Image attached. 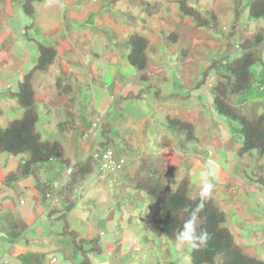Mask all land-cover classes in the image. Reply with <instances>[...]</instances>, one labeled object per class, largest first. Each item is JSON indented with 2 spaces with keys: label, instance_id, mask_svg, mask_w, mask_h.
Segmentation results:
<instances>
[{
  "label": "crops",
  "instance_id": "obj_1",
  "mask_svg": "<svg viewBox=\"0 0 264 264\" xmlns=\"http://www.w3.org/2000/svg\"><path fill=\"white\" fill-rule=\"evenodd\" d=\"M24 1L25 0H0V128H2L4 124L7 125L11 123L13 121V116H16L18 112L20 118L23 115V110L21 109L20 111L18 108L17 110L11 107L10 100L6 99L3 95L5 92L11 94L12 90L15 91L18 81L21 80L24 74L28 72L27 70H30L36 63L38 56L35 55L34 51L36 48L34 43L35 40L56 47V60H58V65L62 66L63 72L69 74L71 78L79 80L81 85L88 83L86 80L87 78H89L92 83L102 84L105 79L104 74L106 72L111 74L112 84L116 85L117 88L116 95L113 98L129 92H136L142 88L130 89L134 81L132 79L136 77L141 79L143 75L142 73H137L135 70H132L131 66L124 59L127 50L123 45V41L128 39L131 35L138 34L149 41L147 49V56L149 58L147 71L149 73L155 75L164 74L172 67L171 65L160 66L157 63L153 65V62H151L153 60L152 57L156 56L157 58H161L162 53L158 51L152 53L151 48L154 49V45L162 38L168 41V38H170L172 34H177L174 32L175 29L173 27L174 23L179 22L176 16V14L179 13L176 3L177 0H43V2L35 4V25L32 28L34 32L31 37H29L30 35L28 34L26 36L24 35V29L26 28L25 24H29L27 20L28 17L23 12ZM194 1L196 3H194ZM218 1L219 0H188V4L199 11H212L215 9V6L218 5L217 8L221 11L220 14H226L228 17V20L223 23L222 27L228 29L233 19V14L229 11L230 2L226 0L223 6L220 7V5L217 4ZM143 2L153 6V9H146ZM170 23L172 24L170 25ZM177 35L179 36L178 40L173 43L180 41L181 36L180 34ZM108 36H110V38ZM31 42H33V44H31ZM173 43L167 42V45H163V51L166 50L168 55H171L169 44ZM100 44L104 46L105 53L100 55L102 57L94 58L92 52L95 50L94 48H97ZM204 45L202 44L201 46ZM173 46L175 49V45ZM192 46L194 49L196 48L194 43ZM83 55L85 59H82V62L86 66L85 68H78L75 67V65H71L72 62H76L77 60L80 61ZM183 55H185L184 60L186 64L197 62L195 58L192 59L193 57L188 56L187 52L184 51ZM159 60L160 59H158V61ZM204 60H206V56ZM199 65L201 67L199 66L198 71L201 75L207 66L202 61L199 62ZM194 66L193 68L198 67L197 65ZM98 75H100V77H98ZM166 76L169 77L168 74H166ZM215 83L216 81L210 82L211 86ZM175 85L176 84L173 83V86ZM182 85L183 84H180L179 86ZM8 86H10V88H8ZM89 88L90 87H88V89ZM185 88L188 87L183 85L182 90L172 92L169 86L163 85L161 89L162 93L167 95L170 93H180L184 91ZM190 88L192 89L193 87L190 86ZM45 89L46 85L40 81L37 85V92L38 90L44 92ZM202 89L201 98L207 100L209 96L207 92L204 91L208 90L210 93L211 87L205 86ZM72 91L73 89L66 94H71ZM198 91L201 92L200 90ZM195 92L196 91H193V94H195ZM199 92H196V95ZM185 94L189 93H184L183 95ZM144 100L145 102H143ZM192 100L193 98L191 97L186 101L173 100L168 103H162L156 101L151 95H146L142 100L126 102L124 104L125 112L114 121L119 138L121 137L122 139L123 148L118 147L114 150L118 152V154H124L127 157V169L133 164V166H135L140 159L142 160L144 155H149V159H146L149 162L160 161L164 170L178 168L179 166L184 169V162L188 163L191 159L193 165L190 164V174L192 177L190 191L191 187L193 189H200L201 182L207 180L215 185L210 196L215 199L218 207L225 214L231 210L248 212V210L252 209L250 206L242 205L232 198V195L239 194V190L237 191L236 186L234 188L232 185L235 180L231 170L232 167L228 166V164L233 165L229 162L232 160V154H228L225 149L224 157L221 162L210 161L209 155H207V160L205 161L198 160L194 158L195 155L203 158L199 151L196 150L191 154L188 153L184 155L180 153L177 140L172 133L163 132V129H154V127L148 126L153 120L166 123L170 119L178 118L179 120L193 123L196 132V124L200 126L201 121H203L202 118L208 119V116L201 118L200 103L193 104ZM14 102L16 101L14 100ZM65 102L67 103V101ZM15 107H17V102ZM10 112H12L11 115L13 116L6 121L5 119L7 116L5 114L9 117L11 116ZM4 116H6L5 119ZM105 118L106 117L100 120L99 114L94 111L92 124L88 126L85 132H89L95 122L102 121V123H104ZM198 119L199 121L197 122ZM57 124L56 117H52L50 113L45 111L40 114L39 130L49 132L55 130ZM101 126L102 124L98 128L99 131L101 130ZM86 133L82 136L80 143L83 152L87 154L83 156H94L99 151L98 144L103 142V140H94V136L87 137ZM157 133L167 137L165 138L167 144L163 146L162 149L156 148L157 144L162 145L161 138L160 136L158 138ZM43 138L47 139L44 136ZM114 140L116 141L117 139ZM149 152L151 153L149 154ZM1 157L3 156H0V264H58L59 260L57 256H54L58 255V249L62 250L63 246L71 250L64 260L69 262V264L78 262L80 256L72 247L70 241L68 242L60 238V235H56L58 232H55L54 228H57L59 222L55 225L51 224L52 220L49 219L50 216L48 215L49 207L53 205L51 200L46 204L40 200L35 189V180L32 177H28L27 180L33 181V183L30 184H25L24 181L26 180L22 178L21 181L13 187L5 185V177L10 174H18L16 173V168L17 170L20 168H14L13 166L6 168L8 163L4 164ZM77 160L71 159L72 166ZM226 162L228 163L226 164ZM194 166L196 172L200 170V176H196L197 173L193 170ZM60 169V166L56 162L44 165L40 173L41 180L50 181L57 179V188H59L61 179L58 177V173ZM156 169L157 168H151L150 170L157 173L159 176L160 172ZM163 169L161 168V170ZM210 169H212L215 174V181L210 180V177H208ZM224 169L229 170L225 171ZM100 178L107 181V179L105 180V178H107L106 175H102ZM220 183L222 184L220 185ZM223 183H230V188L227 193L222 192ZM253 191H259L258 193L264 194L263 188L262 190L253 189ZM29 194H31V204H28L26 200V196H29ZM229 195L231 198H229ZM55 206H60V202L58 201ZM256 223L258 222H254V225H256ZM252 234L253 236H243L252 243L259 242L262 236H264L258 226H256V230ZM97 235H99L100 239L106 236L103 232L100 234L97 233ZM80 237L84 238L83 236ZM90 237L85 239H90ZM111 242L115 246L123 243L122 240L114 239L110 241V244ZM102 244L103 247H106L104 242H102ZM175 252H179V255L176 253V256H174ZM49 253L55 254L51 257L50 261L48 260ZM108 255H111V251H108ZM186 255L189 254L185 253L183 249H178L176 245L169 244L168 253L163 256L162 259L154 255L151 258V264H172L174 261L178 263L181 262ZM96 257L98 256H90L92 264L96 263L94 262L96 261L94 260ZM124 258L125 257L121 259ZM97 264H101V262ZM107 264L110 263L107 262ZM125 264H144V262L139 258L129 262L125 261Z\"/></svg>",
  "mask_w": 264,
  "mask_h": 264
},
{
  "label": "trees",
  "instance_id": "obj_2",
  "mask_svg": "<svg viewBox=\"0 0 264 264\" xmlns=\"http://www.w3.org/2000/svg\"><path fill=\"white\" fill-rule=\"evenodd\" d=\"M40 2L43 0H25L23 3V12L29 19L27 29H32L35 25V4ZM176 3L183 17L193 19L197 28L221 36L224 44L221 49L224 50L210 59V64L201 73L200 80L192 91L201 90L205 86L211 87L215 113L226 120L231 136L242 143L237 154L239 158L243 159L252 152L264 156V114L250 119L241 113V108L245 104L264 97V28L249 39L241 37L242 20L245 17L250 21L264 19V0H230L229 11L232 12L233 19L228 29L220 26L217 11H206L203 14L189 6L188 0H177ZM143 5L146 9H153V6L146 2H143ZM178 37L177 34H172L168 41L173 43ZM34 43L39 52L37 61L18 81L16 90L10 94L23 110V115L20 119L11 122L7 128H0V154L14 157L28 156V159L25 160L20 173L7 175L4 183L13 187L22 178L33 177L35 189L44 204L49 202V195H56L60 206L49 210V214L52 212L59 214L56 220L64 222L69 232L68 213L75 207L81 186L94 176L101 177L103 172L94 156L80 157L72 166L71 159L67 157L61 142L43 138L38 128L40 111L35 98V84L37 75L46 73L55 64L57 49L44 42L35 40ZM123 45L127 50L124 55L125 61L137 73L143 74L141 80L145 83V87L115 98L112 106L115 115L110 117V114H107L105 122L102 123L100 135L103 142L98 144V152L110 150L113 140L119 139L114 121L125 112L126 102L142 100L146 95H151L162 103L190 99V93L164 95L160 86L152 81L155 74L147 71L149 41L146 38L134 34L123 41ZM258 67L261 68L259 75L255 72ZM210 79L216 80L213 86L207 84ZM57 84L65 93L71 91V86L63 88L59 81ZM168 121L172 135L177 142L180 141V153L188 154L189 152L184 151L185 146L182 141L183 138L189 143L198 141L194 124L179 119ZM59 126L62 127V124ZM115 154L121 155L118 152ZM51 162H56L61 168L58 173L61 179L59 188H57V179L42 181L40 178L42 167ZM185 164L187 163L183 164L185 174L176 189L163 183L157 173L151 171L145 162L144 166L136 169L128 180L135 190L146 194L153 204L149 229L154 236L155 245L156 243L160 245L162 240L166 239L169 244L175 246V232L182 227L187 218L185 207H195L199 203V196L194 198L190 196L192 177L190 168ZM127 166L123 171L127 170ZM255 179L264 189V178L258 176ZM50 217L54 220L55 216ZM199 230L206 231L209 239L206 247L200 250L183 249L191 257V264H264L263 260L246 254L236 243L234 235L227 227L226 214L211 196L206 200L200 213ZM69 234L70 243L80 256L78 262L73 264H92L90 256H101L104 253L99 236L85 239L76 232L70 231Z\"/></svg>",
  "mask_w": 264,
  "mask_h": 264
},
{
  "label": "rangeland",
  "instance_id": "obj_3",
  "mask_svg": "<svg viewBox=\"0 0 264 264\" xmlns=\"http://www.w3.org/2000/svg\"><path fill=\"white\" fill-rule=\"evenodd\" d=\"M228 1L230 2V0ZM225 2L226 0H219L217 4L221 7ZM194 3L196 2L194 1ZM217 6H215L214 10L219 13L218 18L220 26H223V23L228 20V17L226 14H220L221 11H219ZM200 11L205 14V12L209 10ZM176 16L179 19V22L174 23V32L180 34L181 39L177 43L169 44L171 55H168L166 50L163 51V45H167V42H169L165 38H162L157 44H155L154 49L151 48L152 53H156L157 51L162 53L161 58H157L156 56L152 57L153 60L151 62H153V65L154 63H157L160 66L171 65L172 67L169 71H167V73L154 75L152 81L159 85L160 88H162L163 85L169 86L170 90L172 89V92L182 90L183 85H185L188 88H185L184 91L180 93H190V98H193L192 103H200V117L202 118L204 116H208V119L202 118L203 121H201L200 126L199 124H196L195 135L198 137V142L189 143L185 138H183L182 144L185 146L184 151L191 154L197 150L202 154L203 158L196 155L194 158L205 161L207 160V155H209V160L212 162H221L224 157L225 149L228 154H232V160L229 162L234 166L230 164H228V166L232 167L231 170L235 178L232 185L234 188L236 186L237 191L239 190V194L232 195V198L234 201L240 202L242 205H248L252 209L248 210V212H240L238 210L228 211L226 213L228 220L227 225L234 235L236 243L246 254L264 261V236H262L261 240L257 243L249 242L244 238V236H253L252 233L256 230V226L259 227L264 235V194L258 193L259 191H253V189L262 190V187L256 183L255 178L258 176L264 178V156H259L256 152H252L251 154H247L244 159L239 158L237 154L242 143L231 136L226 120L215 113L212 95L207 89H205L207 91L204 92H207L209 96L207 97V100H205L204 98H201L203 89L200 90L201 92L196 91L199 92L196 95V92L193 94V88H190V86L194 87L200 80L201 75L198 71L200 66L199 62L202 61L206 64V66H208L211 61L210 59L223 51L221 50L224 47L223 40L221 39V36L214 35L205 29H197L193 19L189 17L184 18L179 13L176 14ZM27 20L29 21L28 18ZM171 24L172 23H170V25ZM242 25L243 30L241 37L249 39L257 31L264 28V19L259 21H250L245 17L242 20ZM27 26L28 23L25 24V27ZM33 32L34 30L32 29H24L25 36L28 34L30 35L29 37H31ZM108 37L110 38V36ZM193 43L196 46L195 49L192 46ZM31 44H33V42H31ZM202 44H206L207 46H201ZM173 45H175V49ZM28 46L31 47L30 45ZM35 46V55L39 56L38 47L36 44ZM94 49L95 50L92 52L94 58L102 57L100 55L105 53V48L101 44ZM184 51L187 52L188 56L193 57L192 59L195 58L197 62L193 64H186L184 60L185 55H183ZM205 56L207 62L204 60ZM82 59H85L84 55L80 58V61L77 60L76 62H72L71 65H75V67L78 68H85L86 66L83 64ZM158 59L160 60L158 61ZM57 62L58 60H56V63L52 65L46 73H40L37 75L36 84L38 85L39 82L42 81L46 85L44 92L40 90L37 92V85L35 84V98L39 106L40 114L46 111L50 113L52 117H56L58 123L55 130L49 132L40 131L42 132V136L47 139L61 142L65 147L67 157L77 160L80 157H84L83 155H87L83 152L80 143L82 136L86 133V129L92 124L94 111L99 114L100 120L106 117L107 114H110V117L115 115L114 108H112V106L114 105L115 98L113 97L116 95L117 88L116 85L112 84L111 74H108L107 72L104 74L105 79L102 84L92 83V81L87 78L86 80L88 83L81 85L79 80H74V78H71L69 74L63 72L62 66H59ZM195 64L198 67H195ZM193 66L195 68H193ZM255 72L259 75L261 68H256ZM166 74H168L169 77H167ZM98 77H100V75H98ZM132 80L134 81L130 86V89L145 87V83L140 78L136 77ZM58 81L61 82L63 88L71 86V90L73 89L72 93L66 94L63 90H60L57 84ZM215 81V79H210L207 84ZM173 83L176 85L173 86ZM180 84L183 85L179 86ZM88 87L90 88L88 89ZM13 91L14 90H12L11 93ZM3 96L10 100L11 107L16 109L18 108L21 111L18 104L17 107H15L16 102H14L10 93L5 92ZM256 100L245 104L241 108V113L250 119L257 118L258 116L264 114V97ZM65 101H67V103ZM143 102H145V100ZM11 114L12 112H10V115ZM18 114L19 112L16 116L11 115L9 117L5 114L7 117L4 116V119L6 117L5 120L7 121L8 118L13 116V121H15L20 118V115ZM198 121L199 119L197 122ZM59 123L62 124V127L59 126ZM9 124L10 123L7 125L4 124L2 129L7 128ZM148 126H152L154 129H163V132L172 133L169 129V121L166 123H160L157 120H153L148 124ZM100 132L101 130L95 131V134L93 135L94 140H103L100 137ZM157 135L158 138L160 136L162 145L157 144L156 148L162 149L163 146L167 144L165 141V138L167 137L160 135V133H157ZM116 141L113 140L110 145L111 149L116 150L118 147L123 148L121 137ZM177 145L180 146V141L177 142ZM150 153L151 152H149V154ZM0 156H3L1 158L4 164L8 163L6 168L9 166H13L14 168L19 167V170L16 168V173L18 174L20 173L25 160L28 159V156L14 157L4 154H0ZM146 159H149V155H144L142 160L140 159L135 166H133L134 164L131 165L126 171L106 175L107 178H105V180L107 179V181H104V179H101L98 176H94L85 182L79 190L75 207L68 213L67 220L70 226L69 232H76L79 236H83L84 238L99 236L97 233L100 234L101 232L106 234V236L101 239V241L106 245V247H104L105 252L101 256L94 258V260H96L94 261L96 262L94 264H97L98 262H101V264H107V262L110 264H125V261L129 262L139 258L143 260L144 264H151V258L154 255H157L162 259V257L168 253V240L164 239L160 245L159 243H156L155 245L154 236L149 229V221L153 215L152 202L146 194L135 190L130 185L128 180L133 176L136 169L141 168L140 166H144L143 164L145 162L150 169L157 168L156 170L160 172L159 178L163 183L170 185L173 189H176L186 170L181 166L174 169L164 170L160 161L149 162ZM227 163L228 162H226V164ZM190 164H192L191 159L187 164H185V166L190 168ZM161 168L163 170H161ZM195 169L196 168L194 166L193 170L195 171ZM224 170L228 171L229 169ZM196 173V176H200V170ZM214 176L215 174L213 173V170L210 169L208 177H210V180L215 181ZM24 180H26L24 181L25 184L33 183L32 180L27 181L28 177ZM221 184L222 183H220V185ZM229 188L230 183H223L222 192L227 193ZM199 190L200 189H193L191 187L190 196H199ZM30 198L31 194L26 196L28 204H31ZM229 198H231L230 195ZM54 207L55 205H52L49 207V210ZM49 210L48 215L52 217L55 216L53 217L54 220L49 217V219L52 220L51 224L55 225L59 222L56 220V216H59V214L56 215L54 212L49 214ZM254 222L258 223L254 225ZM54 230L55 232H58L56 235H60V238H63L68 242L70 241L71 237L69 232L66 230L64 222H59L57 228H54ZM111 239L122 240L123 243L121 242L122 244L115 246L112 242L110 244V241H112ZM58 250V255L49 253L48 260L50 261L51 257L55 255L54 257L57 256L59 260L58 264H69V262L64 260V258L67 257V254L71 252V250L68 247L65 248L64 246L62 250ZM108 251H111V255H108ZM176 253L177 252H175L174 256H176ZM123 257L125 258L121 259ZM172 264H183V260L178 263L174 261Z\"/></svg>",
  "mask_w": 264,
  "mask_h": 264
},
{
  "label": "clouds",
  "instance_id": "obj_4",
  "mask_svg": "<svg viewBox=\"0 0 264 264\" xmlns=\"http://www.w3.org/2000/svg\"><path fill=\"white\" fill-rule=\"evenodd\" d=\"M215 185L207 180L200 184L199 203L195 207H185L187 218L182 227L175 232V243L178 249L191 248L200 250L207 245L209 234L206 231L199 230L200 213L205 206V202L212 194ZM183 264H191V257H183Z\"/></svg>",
  "mask_w": 264,
  "mask_h": 264
},
{
  "label": "built area",
  "instance_id": "obj_5",
  "mask_svg": "<svg viewBox=\"0 0 264 264\" xmlns=\"http://www.w3.org/2000/svg\"><path fill=\"white\" fill-rule=\"evenodd\" d=\"M8 88H10V86H8ZM101 124L102 122L100 121L95 122L89 132L86 133V136H93ZM94 158L99 162L103 175L122 172L128 164V159L126 156L116 155L111 149L98 152L96 155H94ZM48 199L51 200L53 205L58 203L56 195H49Z\"/></svg>",
  "mask_w": 264,
  "mask_h": 264
}]
</instances>
